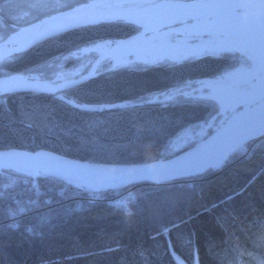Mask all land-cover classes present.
Segmentation results:
<instances>
[{
	"label": "trees",
	"instance_id": "obj_1",
	"mask_svg": "<svg viewBox=\"0 0 264 264\" xmlns=\"http://www.w3.org/2000/svg\"><path fill=\"white\" fill-rule=\"evenodd\" d=\"M87 1L75 0L68 8ZM139 29L118 21L51 37L0 62V77L95 44L115 43ZM241 62L248 64L238 54H221L100 69L64 93L88 111L51 94L0 95V150H45L120 165L169 159L213 133L167 151L181 131L215 116L218 105L182 95L153 102L146 98L216 78ZM110 105L118 106L106 108ZM34 182L50 203L24 217L19 228L10 227L9 204L0 200V264H176L173 255L184 264H264V137L203 174L99 193L109 202H89L90 194L54 179Z\"/></svg>",
	"mask_w": 264,
	"mask_h": 264
},
{
	"label": "water",
	"instance_id": "obj_2",
	"mask_svg": "<svg viewBox=\"0 0 264 264\" xmlns=\"http://www.w3.org/2000/svg\"><path fill=\"white\" fill-rule=\"evenodd\" d=\"M227 2L242 3L244 0H90L15 30L0 42V61L25 52L51 37L78 28L122 21L139 26L140 30L125 39L118 40L117 46L128 45L134 48L136 41L140 39L148 38L151 41L155 35L165 38L178 29H184L187 31L186 34L179 33L174 42L176 40L181 43L186 42L194 47L208 46L206 52L191 56L194 59L229 52L236 53L250 63L249 69L246 70L251 71L257 66V72L250 78L256 77L258 73L264 77V11L251 8L152 6ZM99 4L123 6L111 8L94 6ZM211 48L214 50L209 51ZM188 58L190 57L172 61L180 63ZM105 59L107 58H95L85 74L57 84L28 81L18 75L0 77V88L9 85L7 91L0 90V93L52 94L57 100L70 107L88 111L90 108L76 104L63 96L62 92L93 78L98 66ZM135 59L136 56L133 55V62L142 65L157 64L137 62ZM113 67L112 64L111 68ZM214 79H201L197 82ZM254 98L262 99L242 107L207 138L166 160L141 164H102L72 159L45 150L30 152L4 149L0 150V174L11 172L31 179H54L85 193L119 190L133 184L161 185L177 179L190 178L218 167L248 142L264 137V95ZM116 106L118 105H110L106 108ZM173 257L176 264H184L174 255Z\"/></svg>",
	"mask_w": 264,
	"mask_h": 264
},
{
	"label": "rangeland",
	"instance_id": "obj_3",
	"mask_svg": "<svg viewBox=\"0 0 264 264\" xmlns=\"http://www.w3.org/2000/svg\"><path fill=\"white\" fill-rule=\"evenodd\" d=\"M74 1L75 0H4V1L0 0V42L3 41L11 33L15 31V30L10 31L11 28L12 30L15 28L17 30L22 26L28 25L42 18L48 17L52 14L71 9L72 7L68 8V6L69 4H73ZM77 5L80 4H76L75 6ZM6 33L7 34L9 33L8 36L3 38V35H5ZM174 39H175L174 36H170L168 40L170 42H174ZM108 43H102V44L108 45ZM81 50L73 52L67 56L58 57L55 60L47 63L46 65L38 66L37 68L29 70L25 73L15 74V75H19V76L21 75V77L27 80L44 82V83L46 82L50 83L54 80L68 81V80L76 79L88 71L90 65L96 58V56H94L93 58V54H82ZM12 56L3 59L0 62L8 60ZM134 64H139V63H134ZM111 65H112L111 61L102 62L98 66L96 73L100 69L112 70V69L120 68V66L111 68ZM249 65L250 63L246 64L241 62V65L236 69L237 70L249 69ZM236 69L228 71L216 77L215 79H228L229 75L233 74L236 71ZM10 75H14V74H5L1 77H7ZM263 84H264V77H262L258 73L256 77L250 79H244V80L243 79L237 80L234 81L231 85L229 84L228 86L221 87L222 91L220 94L236 95L237 93L246 92L251 88H255L256 86ZM208 94H209L208 89L204 88L202 85L197 83V81H195L192 83L190 82L186 83L180 87H176L175 89H172L167 93L164 92L159 94H151L146 98V101L153 102L157 100H165L171 97L182 95L186 97H197V98L203 97L204 99H208L216 102V100L212 97H209ZM261 99L262 98L253 97L247 102L241 103L239 106H236L235 108L233 107L231 109H226L224 111L222 109L220 110V104L218 103L217 104L219 105L218 113L215 116H213L206 122L197 123L181 131L175 138H173L170 141V144L167 147V151L174 152L180 150L189 143L202 139L205 135H207L211 131L215 132L222 125H224L232 117V115L237 113V111L240 110L242 107L251 105ZM88 194H92V193H88ZM123 194H120L118 200H120L123 197L122 196ZM99 195L102 200H98V202L101 201L109 202L110 199L103 197L102 194ZM87 197H90V195Z\"/></svg>",
	"mask_w": 264,
	"mask_h": 264
},
{
	"label": "bare ground",
	"instance_id": "obj_4",
	"mask_svg": "<svg viewBox=\"0 0 264 264\" xmlns=\"http://www.w3.org/2000/svg\"><path fill=\"white\" fill-rule=\"evenodd\" d=\"M136 27H139V26H136ZM186 32L187 31H185L184 29H178L176 30V32H172L168 34V37H165V38L156 37L158 35L153 36L151 41L148 40V38H143V39L136 41V47L134 48L128 45L117 46L116 44L117 41H116L115 43H108V45L107 44L92 45V46L83 48L81 52L82 54H93V56H96V58L106 57L107 59H105L103 62L111 61V64H113L114 67H119V66L123 67L129 64L136 63V62H133V55L136 56L135 61L137 62L139 61L144 62V63H154L155 62L157 64L163 63V62L175 63L172 60H179V59H183L186 57H190L188 59H194L191 56L199 55L203 52H206V48H208L207 45L194 47V46L188 45L186 42H182L183 43L182 44L181 42L177 40L176 42H170L169 40H167L169 39L170 36H174L176 38L179 35V33L186 34ZM212 50L214 49L211 48L209 51H212ZM137 52L139 55L137 54ZM225 54H233V53L229 52ZM213 56H217V55H213ZM256 72H257V66H255L253 70L251 71L246 70V69H243V70L236 69V71L233 74L229 75L228 79H214V80H207V81L205 80V81H199L197 83L202 85L204 88L208 89L209 91L208 96L214 98L216 100V103L220 104V110L222 109L224 111L226 109H231L233 107L235 108L238 104L247 102L248 100H250L251 98L255 96L264 95V84L256 86L255 88L248 90L246 92L237 93L236 95L220 94L222 91L221 87L228 86L229 84L231 85L234 81H237V80L250 79V77L255 75ZM55 83L57 84L58 82H55V81L51 82V84H55ZM7 88H9V85L7 87L0 88V90L7 91L8 90ZM0 95H5V94L0 93ZM3 174L12 175L11 172H5ZM12 176H15V175H12ZM23 179H26V180L30 179V181H34V179H31V178L23 177ZM36 187H37L36 196L39 202L38 207H30L29 209H27V208L15 205L12 199V195L17 193L18 191L17 189L5 191L4 195H0V200L9 204L7 215L9 216L11 213L14 214L11 220L8 219V222L10 225H17V227H12L13 229H17L20 227L21 220L24 217L29 216L34 212L38 213L47 208L48 198L46 196L45 190L39 186H36ZM29 232H32V230L30 229Z\"/></svg>",
	"mask_w": 264,
	"mask_h": 264
},
{
	"label": "built area",
	"instance_id": "obj_5",
	"mask_svg": "<svg viewBox=\"0 0 264 264\" xmlns=\"http://www.w3.org/2000/svg\"><path fill=\"white\" fill-rule=\"evenodd\" d=\"M7 186V188H5ZM37 184L34 181L20 179L12 175L0 174V192L17 189V193L12 195V199L15 205L29 209L30 207H38L39 202L36 196ZM3 194V195H4ZM89 202H98L102 200L99 193H92L90 197L85 198ZM50 203V199H47V204ZM14 214L11 213L7 218L11 220ZM17 227V225L15 226ZM29 233V229L26 230Z\"/></svg>",
	"mask_w": 264,
	"mask_h": 264
},
{
	"label": "snow or ice",
	"instance_id": "obj_6",
	"mask_svg": "<svg viewBox=\"0 0 264 264\" xmlns=\"http://www.w3.org/2000/svg\"><path fill=\"white\" fill-rule=\"evenodd\" d=\"M95 7L101 8H111V7H122L123 5H113V4H99L94 5ZM154 7H188V8H208V9H235V8H251L264 11V0H244L242 3H200L191 5H152ZM7 188V186H5ZM4 192H0L3 195ZM16 225H10V227H15Z\"/></svg>",
	"mask_w": 264,
	"mask_h": 264
},
{
	"label": "flooded vegetation",
	"instance_id": "obj_7",
	"mask_svg": "<svg viewBox=\"0 0 264 264\" xmlns=\"http://www.w3.org/2000/svg\"><path fill=\"white\" fill-rule=\"evenodd\" d=\"M27 72V71H26ZM25 73V72H24ZM17 74H22V73H17ZM15 75V74H14ZM19 76V75H18ZM21 76V75H20ZM55 82H61V81H63V80H54ZM53 82V81H52ZM51 83V82H50ZM66 91H68V90H66ZM66 91H64V92H62V95L63 96H65L64 95V93L66 92ZM52 95V94H51ZM67 98V97H66Z\"/></svg>",
	"mask_w": 264,
	"mask_h": 264
}]
</instances>
